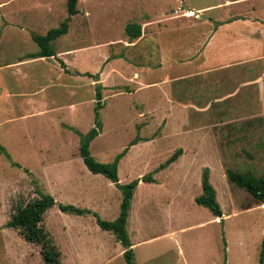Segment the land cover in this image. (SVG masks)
<instances>
[{"label":"rangeland","instance_id":"1","mask_svg":"<svg viewBox=\"0 0 264 264\" xmlns=\"http://www.w3.org/2000/svg\"><path fill=\"white\" fill-rule=\"evenodd\" d=\"M50 3L52 11L48 12ZM78 8L68 34L58 39L54 48L62 52L69 64L85 69L96 66L102 72V126L90 142V152L103 163H111L121 155V184L149 174L155 179L141 181L132 198L128 232L136 244L137 263L224 262L227 242L228 264H258L264 208L246 189L231 182L226 170L264 176V98H254L251 107L259 110L255 113L228 117L187 111L180 115L169 101L165 84L158 81L143 92L134 80L144 77V83H152L166 73L172 74L174 55L185 49L193 53L198 44L202 48L211 31H204L206 34L202 30H217V21L237 19L230 25L229 33L259 38L264 45V32L252 28L253 22L264 21L260 17L264 0H81ZM67 15L66 0H0L1 22L19 25L33 20L30 27L37 28L40 35H45L44 29L59 26ZM206 17L213 22L207 24ZM128 23L143 26L141 38L129 39L124 31ZM111 38H115V43H109ZM82 47L84 52L77 50ZM115 57L121 60L114 67ZM88 61L91 64L84 67ZM124 77H131L132 82H125ZM83 79L74 81L80 84ZM98 86L97 82L86 86V105H78L86 110L78 117L68 118L79 130L65 133L67 140H60L65 141L61 146L53 140L50 147L55 152L48 154L43 150L38 161L26 152L23 134L35 135L38 129L33 126L39 122L6 120L0 124V142L19 163L15 165L0 152V264H46L41 246L8 226L15 208L38 198L41 192L54 196L57 204L90 208L106 220L118 217L121 190L105 175L92 173L79 153L82 132L86 134L95 126ZM61 89L57 85L50 91L55 94ZM71 90L70 96L76 93L74 104L84 101L83 89L74 93ZM249 119L261 122L253 128H238ZM199 127L195 132L185 130ZM197 132L211 137L215 156L209 150L210 142L197 136ZM195 143L202 145L192 151L199 152L200 146L203 149L193 155L186 148ZM180 147L183 154L179 159L157 170ZM205 167L210 169V181L225 216L224 225L220 219L216 221L210 208L195 202L202 193ZM57 204L46 211L43 224L61 251V264H126L120 253L121 242L111 231L103 230L92 214L66 213ZM167 232H171L173 240L165 235ZM168 245L171 250L165 249Z\"/></svg>","mask_w":264,"mask_h":264},{"label":"crops","instance_id":"2","mask_svg":"<svg viewBox=\"0 0 264 264\" xmlns=\"http://www.w3.org/2000/svg\"><path fill=\"white\" fill-rule=\"evenodd\" d=\"M80 1L81 0H79L78 5ZM51 7L52 5L50 3L47 7L48 12H50ZM262 12L263 11H261V13ZM73 17L74 15L70 22H72ZM260 17L263 18L264 13H262ZM205 19L207 24L213 22L211 19H208V17ZM236 20L237 19H226L217 21L215 25V29L217 30L204 28V30H202L203 33L211 31L208 35L207 42L202 48L200 44H198L197 47L193 49V53H191L192 50L189 51V49H185L181 53H176L173 57L174 61L171 63L172 74L166 73V76L152 83H144V81H147L143 80L145 79L144 77H142L141 80H134L137 89L144 92L146 89L151 88V85H156L158 81H161L167 88L169 101L173 104V108H175V110L177 109L179 114L192 111L201 113L202 115L220 114L229 117L230 115L239 113H255L259 111L251 106H253L255 97L258 99L261 97L264 98V61H259L264 58L262 53L264 45H261L263 42H261L259 38L251 39L240 33L237 36L229 33L230 25ZM32 21L33 20L27 19V24L20 23L18 25L13 23L5 24V21L1 22L0 20V124L4 123L6 120H8V122L18 121L19 123L35 124L39 122V124H37L38 126L32 125L34 129H38L35 135L27 132L23 134L26 140L24 145L26 152L34 156V161H38L42 159L43 150L48 154L52 151L55 152V149L52 150L50 147L53 140H57L55 144L61 146L65 141L62 143L60 140H67L65 133L71 132L70 130H73V132L79 130L74 123L68 122V118L78 117L86 110V108L78 106L81 104L84 106L86 105V86L89 87L90 84L96 82L99 84L95 98L97 101L98 94L101 93L102 90L100 91V89L103 85L100 76L102 72L96 70V66H91L92 69H85L79 68L73 63L69 64V60L64 58V56L61 55L62 52H57L56 49L54 56L37 55L40 48L35 42L33 34H38V31L36 27V29L30 27L32 26L30 23ZM261 21L262 20L253 22L252 28L255 31L260 30V32H264V21ZM34 23L36 22L34 21ZM256 23H258V25H256ZM128 24L124 26V31L127 35L126 26ZM139 25L141 26V34L138 38H141L143 35V26L141 24ZM48 30L49 28L44 29V32L47 33ZM222 30L224 32H222ZM68 32L66 34H68ZM66 34L61 37H65ZM61 37L52 42L54 46L55 42ZM128 37L131 41H136L135 37L129 35ZM114 40L115 38H111L109 43H115ZM25 46L32 47L27 50L24 49ZM78 49L82 51L85 50L84 47L77 48V50ZM118 60L121 59L115 57L113 60L115 61L114 67ZM87 63L91 64L88 61L84 63V67ZM80 77L82 79L84 78L80 84L74 81V79H80ZM85 78L90 81H86ZM124 80L127 83L132 82L131 77H124ZM57 85H60L63 89L53 94L50 89ZM79 88L83 89L84 101L74 104L73 98L74 95H76L74 92ZM70 90L74 93L72 96L68 94ZM61 98L69 99L71 101L70 104L64 102ZM231 121L232 120H229V122ZM256 122H261V120L249 119L239 125L238 128H253ZM202 128L205 130V126ZM197 129H201V127L188 128L185 130L195 132ZM82 134L85 133L82 132ZM196 135L202 136L203 139L205 138L210 142L211 149L209 150L212 151L215 156L212 140L210 139L211 137L200 132H197ZM2 145L6 147L4 144ZM199 145L202 144L195 143V145L191 146V148H186V150L192 151L193 147ZM200 147L203 149V146ZM202 149L199 152L192 151L191 154H199L202 152ZM8 152L10 153L9 150ZM182 154L183 149L180 156ZM10 155L13 159L11 153ZM184 155H187L186 151ZM174 162L172 164H174ZM261 207L264 208V204H261ZM213 215L216 217V221L220 219V223L224 225L225 219L222 218L224 215L223 210L221 216ZM171 232H174V230ZM171 232H167L165 235L168 234V237L173 240V235H170ZM221 233L224 237V228H222ZM131 242L132 248L134 249L136 244L132 240ZM122 247L123 249L120 253H124L125 248L123 245ZM167 248L170 249V245L165 249ZM224 251V262L218 261L215 262V264H228L227 242H225ZM161 264H163V262H161Z\"/></svg>","mask_w":264,"mask_h":264},{"label":"trees","instance_id":"3","mask_svg":"<svg viewBox=\"0 0 264 264\" xmlns=\"http://www.w3.org/2000/svg\"><path fill=\"white\" fill-rule=\"evenodd\" d=\"M79 0H66L67 17L60 23L59 26L51 28L45 35L33 34L35 42L38 44L40 50L37 53L39 56H54L55 48L53 41L65 35L70 26V21L73 15L78 13ZM126 32L131 37H138L141 34V26L139 24L130 23L126 26ZM102 95L98 94L95 126L86 134H81V142L79 147L80 156L83 159L86 167L96 174H103L109 180L115 182L122 192V203L120 205V213L114 220H106L102 218L97 212L90 208L78 207L73 204H57L54 196L48 193L41 192L38 198L28 202L27 204H20L11 215L8 226L18 229L20 234L29 242L36 243L41 246L42 257L46 264H61V251L56 245L49 231L45 228L43 222L45 213L48 209L54 207L56 204L63 212L87 215L92 214L98 225L103 230L111 231L116 239L121 242L125 250L123 257L126 264H138L136 260L135 251L132 248V242L128 232V220L131 210L132 198L134 191L139 182H154L155 179L151 174L144 176L142 179L133 180L127 184L119 183L118 165L121 155L116 157L111 163H103L95 159L89 149L90 142L99 134L101 130L100 109L102 108ZM0 152L4 153L7 158L13 160L7 148L0 143ZM182 153V149H177L173 155L162 163L157 170H162L172 164ZM124 154V153H123ZM122 154V155H123ZM12 162H15L14 160ZM19 166V163L15 162ZM228 179L246 189L255 199L256 203L264 204V176H254L251 174H242L233 171L229 168L226 170ZM216 189L210 181V170L205 167L202 174V193L196 197L195 201L199 205H204L211 209L212 213L221 216L222 210L217 201ZM258 264H264V237L261 243L260 258Z\"/></svg>","mask_w":264,"mask_h":264},{"label":"water","instance_id":"4","mask_svg":"<svg viewBox=\"0 0 264 264\" xmlns=\"http://www.w3.org/2000/svg\"><path fill=\"white\" fill-rule=\"evenodd\" d=\"M187 9H189V7H187Z\"/></svg>","mask_w":264,"mask_h":264}]
</instances>
